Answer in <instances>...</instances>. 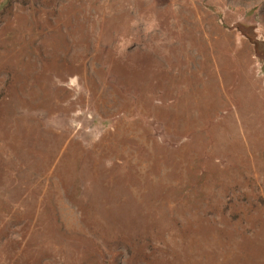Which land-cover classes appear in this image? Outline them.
I'll list each match as a JSON object with an SVG mask.
<instances>
[{
  "label": "rangeland",
  "instance_id": "1",
  "mask_svg": "<svg viewBox=\"0 0 264 264\" xmlns=\"http://www.w3.org/2000/svg\"><path fill=\"white\" fill-rule=\"evenodd\" d=\"M0 264H264V0H0Z\"/></svg>",
  "mask_w": 264,
  "mask_h": 264
}]
</instances>
